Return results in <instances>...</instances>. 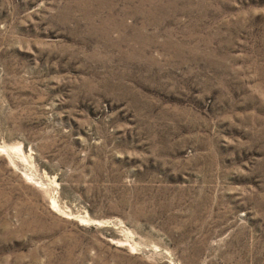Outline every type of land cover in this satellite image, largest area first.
Returning a JSON list of instances; mask_svg holds the SVG:
<instances>
[{"label": "rangeland", "instance_id": "obj_1", "mask_svg": "<svg viewBox=\"0 0 264 264\" xmlns=\"http://www.w3.org/2000/svg\"><path fill=\"white\" fill-rule=\"evenodd\" d=\"M0 264H264V0H0Z\"/></svg>", "mask_w": 264, "mask_h": 264}]
</instances>
